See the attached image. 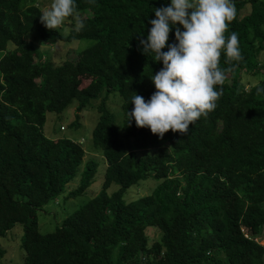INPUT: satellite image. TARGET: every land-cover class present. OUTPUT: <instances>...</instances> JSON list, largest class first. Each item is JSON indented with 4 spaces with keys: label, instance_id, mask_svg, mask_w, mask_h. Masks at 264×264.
<instances>
[{
    "label": "trees",
    "instance_id": "trees-1",
    "mask_svg": "<svg viewBox=\"0 0 264 264\" xmlns=\"http://www.w3.org/2000/svg\"><path fill=\"white\" fill-rule=\"evenodd\" d=\"M231 2L236 17L224 35L237 34L242 59L222 49L226 79L215 86L222 90L216 108L187 133L160 137L130 113L135 95L147 103L156 91L151 77L163 62L145 54L140 40L150 34L155 9L171 0H74L84 27L66 34L46 27L39 36L49 44L89 42L76 60L56 64L23 39L43 23L39 1L0 0V237L20 226L22 260L14 264H264V0ZM169 27L162 52L178 45L177 29L185 31ZM244 70L262 74L246 87ZM98 99L91 140L107 161L101 189L52 230L39 231L38 211L83 192L97 169L94 158L79 169L81 142L44 134L46 111L73 100L80 111ZM108 100L120 102L121 119ZM71 124H79V113ZM79 170L78 185L67 190ZM147 177L151 190L125 200ZM113 181L118 187L108 192ZM149 226L159 231L151 241Z\"/></svg>",
    "mask_w": 264,
    "mask_h": 264
},
{
    "label": "clouds",
    "instance_id": "clouds-1",
    "mask_svg": "<svg viewBox=\"0 0 264 264\" xmlns=\"http://www.w3.org/2000/svg\"><path fill=\"white\" fill-rule=\"evenodd\" d=\"M154 12L150 34L140 45L145 54L155 53L163 68L151 77L156 91L149 102L140 95L133 97L130 116L138 127L150 128L160 137L169 130L187 133L190 124L216 108L222 94L215 89L226 79L218 67L221 50L226 49L230 60L242 59L237 34L233 32L227 41L224 35L236 17V8L231 0H171L170 6ZM73 13L74 0H52L40 19L48 29H56ZM170 22L179 23L185 31L177 29L178 45L162 52ZM83 27V21L76 17L75 30Z\"/></svg>",
    "mask_w": 264,
    "mask_h": 264
},
{
    "label": "rangeland",
    "instance_id": "rangeland-1",
    "mask_svg": "<svg viewBox=\"0 0 264 264\" xmlns=\"http://www.w3.org/2000/svg\"><path fill=\"white\" fill-rule=\"evenodd\" d=\"M38 1L41 7H43L44 9L48 8L52 2V0ZM249 8L250 6L247 8V10ZM76 17H78V15H73L72 17L66 18L64 22L57 28L64 34L68 33L71 28L75 27ZM44 28H46L44 23H36L34 27L24 35L23 39L26 42L36 44L38 48L44 52L45 60L52 64H56L64 58L76 60L80 49L89 42L88 39H82L80 41L77 40L70 43H63L60 41H57L54 44L45 43L39 36L40 30ZM9 46L11 47L12 43H10ZM258 59L260 63L264 62V50L260 51V53L258 54ZM261 74H254L244 70L242 72V81L246 87H249L258 80ZM99 100L100 99L95 101L93 105H88L82 108L80 111L76 110V100H73L72 103H70L68 106H66L63 110L59 112L46 111V119L43 124L44 134L52 138L70 137L76 141L81 142L85 149V155L83 156V161L82 164L79 166V169L81 170L83 168L84 161L88 158H94L97 161V169L90 185L83 192L76 196L68 197L64 201V203H60V199V201L58 200L59 202H49L44 206V209L38 211L37 215L39 231L44 232L52 230L68 211L77 208L80 204L85 202L89 197L95 195L101 189L107 161L100 150L92 147L91 140L92 129L98 118V111L96 109V105ZM108 102L110 105L114 106L113 111H119L121 119L122 112L119 106L120 102L118 100H108ZM76 112L79 113V124L72 125L71 121L75 118ZM116 112H114L115 115ZM144 151V149H137L136 153L141 154ZM80 170L77 175L65 185V188H67V190H70L78 185L80 180ZM152 185L153 178L147 177L143 179L142 182H139L138 185H135V187L134 185L130 186L124 193L125 200H129V197L132 198L149 192L152 188ZM117 187L118 184L113 181L107 187V191L111 192ZM147 228L150 241L153 238L159 236V231L156 230L154 227L149 226ZM19 232H21V228L19 225H16L12 229V231L6 235V237H0V247L4 248V252L0 257L1 263L14 264L16 261L22 260V249L19 245ZM263 234L264 227L261 233H259L258 235V237L262 239V241H260L264 244Z\"/></svg>",
    "mask_w": 264,
    "mask_h": 264
}]
</instances>
